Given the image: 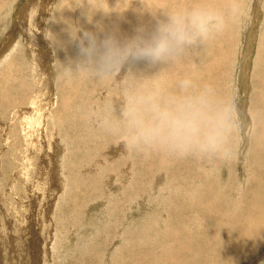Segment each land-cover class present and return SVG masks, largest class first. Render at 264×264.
<instances>
[{
    "label": "rangeland",
    "instance_id": "rangeland-1",
    "mask_svg": "<svg viewBox=\"0 0 264 264\" xmlns=\"http://www.w3.org/2000/svg\"><path fill=\"white\" fill-rule=\"evenodd\" d=\"M1 1H0V5L3 3L4 6L3 4L0 6V38H1L0 39V52L3 55L4 54L5 55L2 56V54L0 53L1 54L0 55V59H1L0 60V89L1 88L3 89V91L2 89L0 90V154H1L0 155V207H1L0 208V264H125V263L127 264L128 261L130 264H135L137 261L138 262L136 264H142V263L145 264L144 262H146V264H156L157 260L158 262L161 261L159 262V264L161 263L162 264L164 263L165 264L167 263L168 264H182V263L183 264H186V263L187 264H200V261H202L201 264H224V263L225 264H232V263L233 264H240V263L242 264L244 263L245 264H253V263L254 264H264V202H263L264 201V139H263L264 138V135H263L264 134V123H263L264 122V119H263L264 118V111H263L264 110V92H263L264 84H262L264 83V79L262 78L264 77V72H263L264 70V47H263L264 46V34H262L264 33V21H263L264 19V0H253V1L243 0L244 2L241 0L242 3L240 2V0H237L240 3V5L238 4L237 1L234 0V2L236 3V4L234 3L236 7V11L237 10L238 11L237 12L235 11L236 13H234L230 17V19L228 20L230 24L229 23L227 24V27L225 28V30L221 34L214 36L212 40H210L212 45L209 44L210 43L209 41L207 46L203 47L204 51L202 50V48L196 49V51H194L195 53L192 52L190 53V55H187V57H184L185 60L183 58V61L181 59L178 61V63L176 62L175 64H171L172 66L171 65L164 66L161 70L159 67H156L152 69L154 71H149L145 62H141L133 66V70L135 69L134 71H137V72H141L144 66V69L146 71L143 69V72L145 71L146 73L148 70V74L150 73L149 75L154 74L153 72L155 71L157 72L158 70H160L155 75V77L150 76L151 78H153L151 79V81H149L150 77H146V79L149 78V80H146L148 83L145 82V80L144 81L142 80V79H145V77L140 78L142 80L141 82L143 83L145 82L146 85H150V83L153 80L159 83V85H160V82L162 85V82L165 83L166 81V83L165 84L163 83L162 86H165L167 83L168 84L166 86H168L170 83V86L167 87L168 90H172V89L175 90L177 82L180 79L190 76V78H192L195 81V83L197 82L196 84H199V85L206 84L207 85L209 83V85L212 87L215 85L213 88H215L216 93L218 92L220 94L219 95L217 93V95L220 98L231 99L233 102L236 101L234 104H235V108L237 110V114L239 117V123L242 128L240 127V132L235 141V145L237 144L238 146L236 147H239L241 150L239 148H236L237 154L235 157L237 161H235V158H234V160L231 162L232 164L230 163L228 166H224L221 163H216V165L214 163L212 166V164H209L207 161H204V160H197L195 158L190 159V160L188 159L192 157H188V158L172 157L171 158V157L160 156L159 154H152L151 156L145 157L143 155L136 154L135 152H132L129 154V152L125 151L123 144H118L114 142L113 137L109 135L107 136V134L97 129L91 123L90 119H88L90 112H93V110L94 109L96 110L97 108H103V106L107 104L108 102L109 103L114 102L113 104L117 102L116 105H118V100L115 101L116 100L115 96L117 98L118 96L117 94L121 90L119 89L121 88L120 87L121 83L119 79L113 78L112 82L116 80V82L118 83V84L117 83L115 84V82L112 83L111 80L109 79L105 81H100L94 78L92 79V77L85 75L86 73H84L83 71L81 72L82 74L78 73L79 75L77 73H74V74L71 73L72 76L71 74L67 76L63 74V71L61 67L59 66L61 65L60 63L62 62L67 63L69 59H75L77 56V49L74 45L69 44V43L65 44V47H64L65 50H63L64 48L60 47L59 45L54 47L51 41L47 38V32L49 30L51 31L53 30L52 32L56 34L58 40L62 39L60 41L64 43L67 42L68 40L67 34L64 31L65 26L63 24H60L62 22L55 23V22H52L51 20L52 15H54L55 13L57 14L56 12L57 10L59 13L66 9L63 13L66 17H69L73 20V22L75 23L77 22L78 24L84 26L85 29H89V30L93 29L91 31L99 30L97 28V23H96L98 21H100L98 23L100 25H103V27L105 28L104 31L106 30L109 31L113 29L111 30V32L113 31L115 32V30L117 32L119 26L121 25L120 26L121 28H119L116 34L118 36L119 34H121V36L119 37L123 39L125 37H131L132 35H134L135 29L139 25L145 24L144 26L150 29L151 27L149 26H152L154 25L153 23H155V21H153V18H151V15L149 13H145L141 16L140 13H138L137 11H136L137 13L135 12V8L139 7L138 4L134 5L133 8L126 11L123 15H120L118 13L116 15V17L119 16L118 18H115L114 16L116 12H113L112 14L107 15V16H105L102 12H98L96 16L94 17V20H95L94 23L89 24L86 18L82 16V9H80L79 11L80 13L78 12L79 8L76 9L75 12L74 11L72 12V10L69 11L70 13L68 12L67 7L68 8L69 6L75 7L74 0H64V2L63 0H5V1L1 0ZM113 1L115 2L119 1L120 4H118L117 2L115 4ZM144 1L145 3H144L143 10L152 11L153 13L159 12L160 10H168V9L179 7V6L191 7L195 5L196 3L200 5L201 4L205 5L202 2V0H161V1L160 0H147V1L144 0ZM56 2H59V3H56ZM111 2L110 0H104V1L98 0V2L97 0H92L93 6L95 4L94 7H103L105 9L113 8L112 10H119V9L122 10V8L123 10H125L129 7H132L134 0H111ZM245 2H247V4ZM67 3H70L71 5H68ZM117 4L120 6H118ZM223 4L224 5L217 6V7L214 5L212 6L213 8L219 11L225 10L226 12L228 8L229 0L223 1ZM243 4H245V6ZM112 5L114 6L112 7ZM116 5L118 7H116ZM166 5L167 6L169 5V6L167 7ZM246 5L247 6L249 5V6L247 7ZM63 6L64 8H62ZM251 6L253 7V9ZM147 14L149 17H147ZM243 14H245L244 15L245 17L243 16ZM20 16L22 17L20 18ZM257 16H258V19H257ZM250 17L252 18L250 19ZM98 18H100V20H98ZM130 18H132L134 23H132V20ZM133 18H136L138 20L134 21ZM128 19H130L131 22ZM139 19L141 21H139ZM123 20H126V21H123ZM147 20L150 21L149 24ZM119 21H122V22H119ZM145 21L147 23H144ZM81 22L86 23V24L83 25ZM118 22L121 24L119 25ZM233 22H235L236 24H234ZM253 22H254V25H253ZM54 24L55 25L57 24L59 26L56 25L57 26L56 27ZM233 25L235 29L233 28ZM112 26L113 27L115 26V28H113ZM122 26H124L125 28H123ZM94 28H97V29H94ZM243 28L245 29L243 30ZM12 29L14 31H12ZM120 29H124V30L126 29V30L124 32V30L120 31ZM57 31L59 34L57 33ZM127 31L128 32L130 31L129 32L130 34L126 35L128 33ZM230 31L231 33L228 35ZM102 33H100L101 38L104 35V33L103 34ZM241 33L243 37H241ZM252 35L254 38L252 37ZM226 37L234 39L233 49L235 51H234L233 57H232L233 52L232 50H230L232 48H230L227 42L224 41L225 40L224 38ZM222 40L224 41V44L223 42L221 44L220 41ZM238 41H240L239 43L242 45H238L237 47ZM216 44L217 46L215 48L214 45ZM248 44L249 46L247 47ZM3 46H5L6 49L5 48L1 49V47ZM224 46L225 47L227 46V47L225 48ZM252 46L253 48H251ZM213 47L215 48L213 51L215 53L217 52L219 56L217 54H214L213 51L211 54V51L209 49L210 48L213 49ZM228 47H229V50H228ZM245 48L249 49L247 50L248 52L246 54L247 57H244V54L246 53ZM223 50L225 51L224 52L225 55L223 53ZM49 53H52V56ZM202 54H204V56ZM248 54L251 55L249 56V59L251 58L250 59L251 61L248 59ZM259 54H262V55H259ZM31 55L32 57H30ZM28 56L30 57V59L28 58ZM214 57H219L221 62L220 61L212 62L213 60L210 58L214 59ZM206 60H208L209 63H207ZM223 60L226 62L228 61V62L224 64L225 62H223ZM195 61L197 62L195 63ZM31 62L32 64H30ZM198 62L199 63L201 62L200 63L201 68H200V65L198 66L199 64ZM184 63L186 64V66H184L185 65ZM214 63L216 64V67ZM245 63L248 65H245ZM256 63H258V65ZM11 64L12 66H10ZM140 64L142 65L140 66ZM178 64L179 66H182L183 69L181 67L179 68ZM193 64H195V66ZM239 64H241L240 67H239ZM260 64L262 65V67ZM4 66H7V68L5 67L6 68L5 69ZM8 66H10V68ZM16 66L17 68H15ZM20 66L23 67V69ZM221 66H223L224 69L221 68ZM137 67L141 71H138ZM171 67H173L175 70H173V68L170 69ZM247 67L249 68L247 69ZM259 67H261L262 69ZM10 69H12V71ZM246 69L249 70L250 72L247 71ZM23 70L26 73L23 72ZM207 70L208 72H206ZM244 70H246V74H244L245 73ZM174 71L175 73H173ZM191 72L194 74H192ZM167 73L169 74L167 75ZM182 73L184 74L182 75ZM178 74L179 76H177ZM197 75H199L200 77ZM258 75L260 76L258 77ZM14 76L15 77L18 76V77L15 78ZM158 76L159 78L163 76L161 78L162 80L159 79ZM166 76H167V80L163 79ZM70 77L72 79V82L70 81L71 80ZM154 78L157 80H155ZM173 78L176 79L174 81L175 83L173 82L174 80ZM210 78H211V81H209ZM245 78L246 79L248 78V79L246 80ZM19 79H22V81ZM81 79L83 80V82ZM219 79L223 82L221 83V81H218ZM64 80L65 81L69 80L68 82L70 83H67V81L65 83ZM11 81H13L14 83ZM107 81H109L108 86H106L107 88H105V85H107L106 84ZM251 81L253 82V84ZM7 82H10V83H7ZM103 82L105 83V85L103 84ZM72 84L73 85L75 84V85L73 86ZM68 85L70 86V88ZM78 85L81 88L83 87L82 89H85V90L81 91L82 89ZM97 86H100L102 89L98 87L99 89L97 90ZM115 86L116 87L118 86L117 89H119V91H116L117 89L115 88ZM10 87L12 91H10L11 89H8ZM79 88H80L81 94L78 92ZM103 88L107 89V91L106 90L104 91ZM110 88H113V89H110ZM4 89H5V92H4ZM67 89H69V92L67 91ZM75 89H77L78 91H76ZM243 89H244V93H243ZM247 90L249 91L247 92ZM252 90H254V92H252ZM16 91H19V92L16 93ZM12 93L15 95L13 96ZM5 94L7 96L9 95L8 98L10 99L11 102L9 101L7 97L4 96ZM111 94H115V95H111ZM19 95H21V97ZM1 96L5 97L6 99ZM16 96H18L19 98ZM109 96L110 97L113 96L114 98L113 97L110 98ZM2 99H4V101ZM7 99L10 103L7 101ZM13 99H17V100L15 101ZM21 99L22 100L24 99L25 101L24 100L21 101ZM86 99L89 101V103ZM91 101H94V103ZM72 102L74 104H71ZM102 102H103V105H102ZM99 103H101V105ZM61 104L62 106H60ZM88 104L90 105L88 106ZM94 104L95 105L97 104V106H95ZM84 108H86V110ZM248 108L250 109L251 113ZM59 109L62 112H60ZM243 111L244 112L246 111L247 113L246 112L243 113ZM85 114L88 117L84 116ZM254 115L258 118H256ZM73 116H74V119L72 120ZM85 117L87 119H85ZM245 117L247 118L245 119ZM62 119L64 120L62 121ZM248 121L250 124L248 123ZM88 123H90L91 126H89ZM75 124H76V127L74 128ZM249 125L250 127H248ZM254 131H256V133ZM94 133H95V136H93ZM100 133H101V137H100ZM245 134H247L248 136ZM259 137L261 139H259ZM238 138L240 139V141ZM99 139L101 141H99ZM259 142L263 146L260 145L259 147ZM95 143L97 144L95 145ZM103 143L105 144L104 146H103ZM256 144L258 146H256ZM105 147L108 149H106ZM237 149L239 150V153ZM73 155L74 157H72ZM134 156H136V158ZM238 156L240 157L241 160L239 159ZM160 157H163L164 159L163 158L161 159ZM127 158L130 160H128ZM137 158H140L141 160ZM251 158L254 161H252ZM153 159H154V162H153ZM194 159L196 163L193 162ZM159 160H160L159 163L161 164L158 163ZM165 160L167 161V163ZM169 160L171 161L169 162ZM239 160H240V163H239ZM129 163H131L132 167H128L130 166ZM167 164L171 167L169 168ZM218 164L220 168L218 167ZM114 165L116 166V168H114L115 167ZM192 165H194L195 170L193 169ZM208 165H210V168ZM214 165L216 166V169L214 168L215 167ZM185 166H188V167H185ZM190 167L192 168V170ZM206 167H208L207 171H206ZM127 168L130 170V173H131V174L129 173L130 175L127 174L129 172ZM161 168H164V169H161ZM221 168L222 170H220ZM246 168H248L249 170ZM121 169L123 170V172H121ZM124 169H126V172L124 171ZM209 169L211 170V172L209 171ZM234 169L236 170L234 171ZM157 170L160 172H158ZM183 170L185 173L183 172ZM204 170L206 173L204 172ZM162 171L163 173H166L165 174L166 179L164 178L165 176H163L164 174L162 173ZM186 171L188 172V174ZM199 171H202V172H199ZM237 171H239L240 173ZM203 172L208 176V178L207 176H205ZM219 172L220 173L224 172L223 174L225 175H222ZM248 173H250L251 175ZM104 174H107L106 177L104 176ZM210 174H213L212 178L209 177L211 176ZM128 175L130 177H127ZM120 176H122V178ZM125 176L127 177V179ZM182 176L184 177L186 176V180ZM197 176H199L198 177L199 179L201 178L200 181L199 179H197ZM107 177L111 180H108ZM151 177L152 179H150ZM173 177H175V179L178 181L174 180ZM192 177L193 178L195 177V178L193 179ZM205 177L207 178V180H205L206 179ZM106 178L108 182H106ZM213 178H214L213 180L214 183L212 181ZM115 179L122 181L120 182L121 184H119L118 183L119 181L117 180L114 181ZM86 180L88 182L84 183ZM95 180L97 181L94 184L93 181ZM239 180L240 181L243 180V185L241 184L242 181L239 182ZM245 180L247 181L248 184L246 183ZM111 181H113V184H109V183H112ZM126 181H128L129 183ZM223 181L224 182L227 181L226 182L227 186H226V183L224 184ZM125 182L127 184H125ZM181 183L185 185H181ZM54 184L57 185V187ZM128 184H131V185H128ZM156 184L157 185L159 184V186H157ZM210 184H213V185H210ZM87 185L89 186L92 185L91 186L92 188L88 187ZM109 185H112L111 186L112 188H109L110 187ZM205 185L206 187L204 188ZM220 185L222 187L221 189H220ZM224 185L226 186V188H224L225 187ZM107 186L109 189L107 188ZM113 186L114 187L117 186V188L116 187L114 188ZM199 186L200 187L202 186L201 188H203L206 191L200 190V188H198ZM210 186H212V189L210 188ZM114 189L116 190L114 191ZM177 189L179 191L176 192ZM148 190L150 191V193L153 192L151 194L152 197L150 196V193H147ZM128 191L130 192V194L128 193ZM250 191L252 194L250 193ZM178 193H180L181 195ZM132 194L134 195V197L133 196L130 197V195ZM140 195H147L149 198L146 196L141 197ZM209 195L213 196L214 199L211 196L209 197ZM143 197L146 199H144ZM191 198L193 201L191 200ZM253 198L255 199L254 200L255 203H253ZM121 199H122V202H120ZM142 199L144 201H142ZM207 199H209L208 201L210 202H208ZM127 201H129L130 205L127 203ZM191 201L194 203V206ZM246 201L248 202V204L246 203ZM103 202L104 203L106 202V203L104 204ZM256 203L260 205H257ZM94 204L96 206H94ZM100 204L101 205L103 204V205L101 206ZM117 204L120 205V207ZM128 205L131 207V209ZM195 206L198 209H196ZM121 208L123 209L121 210ZM260 208L263 209V211ZM204 209L206 210V212ZM105 210L106 212H104ZM118 210H120L121 212L123 211V212L121 213ZM131 210L132 212H130ZM197 210H198V213H197ZM95 211H98V212L95 213ZM128 211L130 213H128ZM120 213L122 216H120ZM123 217L125 218L126 221L123 220ZM195 219L196 220L198 219V220L196 221ZM117 221L119 223L118 225H117ZM165 228L167 231L165 230ZM179 230L181 232V235L180 233H176V232H179ZM137 233H139V235ZM146 235L149 237H146ZM121 236H122V239L120 238ZM139 238L143 240H140ZM126 239H127V242H126ZM130 240H134L135 242L130 241ZM112 241H114V243L111 244ZM169 241H171L170 244H169ZM141 245L142 247H140ZM105 250L108 252L110 251V255L109 253L106 254L107 252ZM159 250L161 251V253ZM104 252L106 253L104 254ZM205 254L206 256L204 257ZM162 255H163V258L165 257L164 259L162 258ZM109 256L111 257L110 260L112 261L109 260ZM120 256L122 257L125 256V257H123L122 259V257ZM126 256H129V258ZM219 257L220 258L222 257L221 259L223 261ZM127 258L129 260L125 261ZM139 258H141L140 263H139ZM155 259L157 260L154 261ZM228 259L230 260L228 261ZM134 260L136 262H134ZM151 260H153L154 262L150 263ZM208 261H211V262H208Z\"/></svg>",
    "mask_w": 264,
    "mask_h": 264
},
{
    "label": "clouds",
    "instance_id": "clouds-1",
    "mask_svg": "<svg viewBox=\"0 0 264 264\" xmlns=\"http://www.w3.org/2000/svg\"><path fill=\"white\" fill-rule=\"evenodd\" d=\"M74 3L75 7L67 10L82 9L89 24L94 23L98 12L105 16L113 12L123 15L137 4L135 11L141 15L149 13L155 21L150 29L140 25L134 35L121 39L115 32H104L98 23V31L85 29L64 16L66 9L52 15V22L65 25L67 43L77 49L75 59L61 63L65 76L83 71L100 81L118 78L121 83L118 105L107 103L97 108L90 114L91 123L113 137L114 142L123 144L129 153L192 157L228 166L235 158V141L240 132L234 102L220 98L210 85H197L190 77L180 79L175 90L158 83L142 85L140 78L155 76L164 66L203 48L221 34L236 11L234 0H229L226 12L196 4L153 13L143 10L144 0H134L133 6L125 10L94 7L92 0ZM47 38L54 47H65L51 30ZM141 62L160 70L151 75L134 71L133 66Z\"/></svg>",
    "mask_w": 264,
    "mask_h": 264
},
{
    "label": "bare ground",
    "instance_id": "bare-ground-1",
    "mask_svg": "<svg viewBox=\"0 0 264 264\" xmlns=\"http://www.w3.org/2000/svg\"><path fill=\"white\" fill-rule=\"evenodd\" d=\"M0 1H1V0H0ZM4 1H5V0H4ZM100 1H104V0H100ZM146 1H147V0H146ZM160 1H161V0H160ZM223 1H225V0H217V1H216V0H202V2H203L206 6H210V7H213L212 5H214V6H216V7H217V6H222V5H224V4H223ZM227 1H228V0H227ZM235 1H237V0H235ZM242 1H243V0H242ZM242 1L240 0L241 3H242ZM250 1H253V0H250ZM1 2H2V1H1ZM63 2H64V0H63ZM97 2H98V0H97ZM106 2H108V1H106ZM110 2H111V0H110ZM113 2L116 4L117 1H116V2L113 1ZM169 2H170V1H169ZM197 2H198V1H197ZM237 2H238V1H237ZM243 2H244V1H243ZM56 3H59V2H56ZM70 3H71V2H70ZM70 3H67V4H68V5H71ZM99 3H100V2H99ZM117 3L120 4L119 1H118ZM144 3H145V1H144ZM185 3H186V1H185ZM192 3H193V2H192ZM200 3H201V1H200ZM224 3H225V2H224ZM234 3H235V2H234ZM245 3L247 4V2H245ZM2 4H3V3H2ZM2 4H1V5H2ZM60 4H61V2H60ZM63 4H64V3H63ZM67 4H66V5H67ZM100 4H101V3H100ZM106 4H107V3H106ZM111 4H112V2H111ZM118 4H117V5H118ZM166 4H167V3H166ZM194 4H195V3H194ZM196 4H197V3H196ZM196 4H195V5H196ZM235 4H236V3H235ZM238 4L240 5L239 2H238ZM238 4H237V5H238ZM257 4H258V3H257ZM1 5H0V6H1ZM109 5H110V4H109ZM117 5H116V7L120 6V5H118V6H117ZM124 5H125V4H124ZM124 5H122V6H124ZM147 5H148V4H147ZM190 5H191V4H190ZM201 5H202V4H201ZM243 5L245 6V4H243ZM3 6H4V4H3ZM41 6H42V5H41ZM58 6H59V5H58ZM72 6H73V5H72ZM74 6H75V5H74ZM94 6H95V4H94ZM101 6H102V5H101ZM110 6H111V5H110ZM113 6H114V5H112V7H113ZM131 6H132V5H131ZM166 6H167V5H166ZM168 6H169V5H168ZM168 6H167V7H168ZM178 6H179V5H178ZM187 6H188V4H187ZM246 6H247V5H246ZM248 6H249V5H248ZM248 6H247V7H248ZM44 7H45V6H44ZM55 7H56V6H55ZM59 7H60V6H59ZM59 7H58V8H59ZM69 7H70V6H69ZM112 7H111V8H112ZM147 7H149V6H147ZM150 7H151V6H150ZM251 7H252V6H251ZM258 7H259V6H258ZM62 8H64V6H63ZM67 8H68V7H67ZM224 8H225V7H224ZM60 9H61V8H60ZM109 9H110V8H109ZM112 9H113V8H112ZM112 9H110V10H112ZM237 9H238V8H237ZM239 9H240V8H239ZM246 9H247V8H246ZM252 9H253V7H252ZM119 10H120V9H119ZM122 10H123V8H122ZM148 10H149V8H148ZM250 10H251V9H250ZM250 10H249V11H250ZM55 11H56V10H55ZM69 11H70V10H68V12H69ZM79 11H80V9H78V12H79ZM220 11H221V10H220ZM237 11H238V10H237ZM237 11H236V12H237ZM239 11H240V10H239ZM56 12H57V14L60 13V12L58 13V10H57ZM72 12H73V11H72ZM74 12H75V11H74ZM135 12H136V11H135ZM224 12H225V10H224ZM236 12H235V13H236ZM240 12H241V11H240ZM244 12H245V11H244ZM69 13H70V12H69ZM79 13H80V12H79ZM136 13H137V12H136ZM238 13H239V12H238ZM245 13H246V12H245ZM55 14H56V13H55ZM65 14H66V13H65ZM73 14H74V13H73ZM75 14H76V13H75ZM117 14H118V13H116V14L114 15L115 18H118V17H119V16L116 17ZM246 14H247V13H246ZM259 14H260V13H259ZM19 15H20V14H19ZM22 15H23V14H22ZM41 15H42V14H41ZM71 15H72V13H71ZM129 15H131V14H129ZM135 15H136V14H135ZM135 15H134V17H135ZM244 15H245V14H243V16H244ZM257 15H258V14H257ZM64 16H65V15H64ZM141 16H142V15H141ZM234 16H235V15H234ZM243 16H242V18H243ZM249 16H250V15H249ZM255 16H256V15H255ZM255 16H254V17H255ZM21 17H22V16H20V18H21ZM112 17H113V16H112ZM144 17H145V16H144ZM147 17H149L148 14H147ZM236 17H237V16H236ZM244 17H245V16H244ZM252 17H253V16H252ZM252 17H250V19H251ZM261 17H262V16H261ZM101 18H102V17H101ZM113 18H114V17H113ZM113 18H111V19H113ZM128 18H129V17H128ZM138 18H139V17H138ZM151 18H152V17H151ZM242 18H241V19H242ZM108 19H109V18H108ZM123 19H124V18H123ZM130 19L132 20V18H130ZM130 19H128V20L131 22ZM133 19H134V21H135V20H138V19H136V18H133ZM239 19H240V18H239ZM244 19H245V18H244ZM257 19H258V16H257ZM98 20H100V18H98ZM116 20H118V19H116ZM145 20H146V19H145ZM74 21H75V20H74ZM81 21H82V20H81ZM94 21H95V20H94ZM123 21H126V20H123ZM139 21H141V20L139 19ZM143 21H144V19H143ZM147 21H148V20H147ZM153 21H154V20H153ZM153 21H152V22H153ZM254 21H255V20H254ZM263 21H264V19H263ZM98 22H100V21H98ZM98 22H96V23H98ZM119 22H122V21H119ZM119 22H118V23H119ZM136 22H137V21H136ZM149 22H150V21H148V24H149ZM152 22H151V23H152ZM250 22H251V21H250ZM257 22H258V21H257ZM76 23H77V22H76ZM81 23H82V22H81ZM96 23H95V24H96ZM114 23H115V21H114ZM116 23H117V22H116ZM126 23H127V22H126ZM132 23H134L133 20H132ZM144 23H147V22L145 21ZM151 23H150V25H151ZM228 23H229V21H228ZM233 23L236 24L235 22H233ZM237 23H238V22H237ZM242 23H244V22H242ZM60 24H63V23H60ZM82 24L85 25L86 23H82ZM98 24H99V23H98ZM111 24H112V23H111ZM120 24H121V23H119V25H120ZM122 24H123V23H122ZM127 24H128V23H127ZM148 24H147V25H148ZM153 24H154V23H153ZM229 24H230V23H229ZM15 25H16V24H15ZM54 25H55V24H54ZM56 25H57V24H56ZM56 25H55V26H56ZM63 25H64V24H63ZM109 25H110V24H109ZM109 25H108V26H109ZM113 25H114V24H113ZM116 25H117V24H116ZM116 25H115V26H116ZM128 25H129V24H128ZM144 25H145V24H144ZM253 25H254V22H253ZM253 25H251V26H253ZM57 26H59V25H57ZM57 26H56V27H57ZM64 26H65V25H64ZM93 26H94V25H93ZM115 26H114V27L112 26V27L115 28ZM120 26H121V25H120ZM120 26H119V28H121ZM125 26H127V25H125ZM139 26H140V25H139ZM148 26H149V25H148ZM152 26H153V25H152ZM152 26H149V27H152ZM56 27H54V28H56ZM83 27H84V26H83ZM94 27H95V26H94ZM112 27H111V28H112ZM122 27L125 28L124 26H122ZM52 28H53V27H52ZM84 28H85V27H84ZM87 28H88V27H87ZM111 28H110V29H111ZM116 28H117V27H116ZM119 28H118V30H119ZM233 28L235 29L234 25H233ZM252 28H253V27H252ZM94 29H97V28H94ZM107 29H108V27H107ZM241 29H242V28H241ZM244 29H245V28H243V30H244ZM253 29H254V28H253ZM17 30H18V29H17ZM55 30H56V29H55ZM91 30H93V29H91ZM104 30H105V28H104ZM111 30H113V29H111ZM111 30H109V31L111 32ZM118 30H117V32H118ZM121 30H124V29H120V31H121ZM125 30H126V29H125ZM125 30H124V32H125ZM127 30H128V29H127ZM227 30H229V29H227ZM227 30H226V31H227ZM262 30H263V29H262ZM12 31H14V30L12 29ZM52 31H53V30H52ZM94 31H98V30H94ZM106 31H108V30H106ZM106 31H104V32H106ZM109 31H108V32H109ZM120 31H119V32H120ZM232 31H233V30H232ZM238 31H239V30H238ZM113 32H114V31H113ZM117 32H116V30H115V33H117ZM127 32H128V31H127ZM127 32H126V33H127ZM129 32H130V31H129ZM129 32H128L127 34H126V33H125V34L128 35V34H130ZM241 32H242V31H241ZM251 32H252V31H251ZM254 32H255V31H254ZM57 33H58V31H57ZM120 33H121V32H120ZM230 33H231V31L228 33V35H229ZM237 33H238V32H237ZM239 33H240V32H239ZM12 34H13V33H12ZM12 34H11V35H12ZM14 34H15V33H14ZM58 34H59V33H58ZM102 34H103V33H102ZM118 34H119V33H118ZM132 34H133V33H132ZM134 34H135V33H134ZM233 34H234V33H233ZM253 34H254V33H253ZM262 34H264V33H262ZM60 35H61V34H60ZM228 35H226V36H228ZM254 35H255V34H254ZM12 36H13V35H12ZM119 36H121V34H119ZM221 36H222V35H221ZM231 36H232V35H231ZM231 36H230V37H231ZM245 36H246V34H245ZM250 36H251V35H250ZM3 37H4V36H3ZM9 37H10V36H9ZM241 37H243L242 33H241ZM252 37H253V35H252ZM60 38H61V37H60ZM217 38H218V37H217ZM233 38H234V37H233ZM253 38H254V37H253ZM253 38H252V39H253ZM0 39H1V38H0ZM4 39H5V38H4ZM64 39H65V38H64ZM224 39H225L224 41L227 42L228 46H229L230 48H232V49H230V50H232L233 53H232L231 51H230V52L232 53V57H233V56H234V51H235V50L233 49V45H234V44H233V40H234V39H231V38H229V37H226V38H224ZM240 39H241V38H240ZM60 40H62V39H60ZM65 40H66V39H65ZM211 40H212V39H211ZM215 40H216V39H215ZM262 40H263V39H262ZM3 41H4V40H3ZM224 41H223V40L220 41L221 44H222V42H223V44H224ZM251 41H252V40H251ZM212 42H213V41H212ZM215 42H216V41H215ZM226 42H225V43H226ZM239 42H240V41H238V44L236 43V44H237V47H238V45H242V44H240ZM260 42H261V41H260ZM217 43H218V42H217ZM9 44H10V43H9ZM42 44H43V43H42ZM64 44H67V42H65ZM209 44H211V41H210ZM219 44H220V43H219ZM227 44H226V45H227ZM10 45H11V44H10ZM211 45H212V44H211ZM57 46H58V45H57ZM66 46H67V45H66ZM206 46H207V45H206ZM214 46H215V48H216L217 44L214 45ZM218 46H219V45H218ZM220 46H222V45H220ZM248 46H249V44L247 45V47H248ZM256 46H257V45H256ZM224 47H225V46H224ZM226 47H227V46H226ZM226 47H225V48H226ZM229 47H228V50H229ZM260 47H261V46H260ZM263 47H264V46H263ZM2 48H5V46L1 47V49H2ZM11 48H12V47H11ZM25 48H26V47H25ZM63 48H64V47H63ZM66 48H67V47H66ZM208 48H209V47H208ZM215 48L213 47V49H211V48L209 49V50L211 51V54H212V51H213ZM249 48H250V47H249ZM251 48H253V46H252ZM5 49H6V48H5ZM9 49H10V48H9ZM31 49H32V48H31ZM59 49H60V48H59ZM74 49H75V48H74ZM198 49H199V48H198ZM218 49H219V48H218ZM218 49H217V50H218ZM238 49H239V48H238ZM245 49H246V48H245ZM63 50H65V48H64ZM202 50L204 51L203 48H202ZM224 50H225V49H224ZM224 50H223V53L225 52ZM247 50H249V49H246V53L244 54V57H247V56H246V54L248 53ZM250 50H251V49H250ZM3 51H4V50H3ZM29 51H30V50H29ZM195 51H196V50H195ZM215 51H216V50H215ZM220 51H222V50H220ZM243 51H244V50H243ZM259 51H260V50H259ZM4 52H5V51H4ZM213 52H214V51H213ZM262 52H263V51H262ZM0 53H1V52H0ZM36 53H37V52H36ZM70 53H71V52H70ZM194 53H195V52H194ZM220 53H221V52H220ZM228 53H229V51H228ZM240 53H241V52H240ZM260 53H261V52H260ZM1 54H2V53H1ZM1 54H0V55H1ZM49 54H51V56H52V53H49ZM214 54H217V52H216V53L214 52ZM221 54H222V53H221ZM4 55H5V54H4ZM4 55L2 54V56H4ZM189 55H190V54H189ZM191 55H192V54H191ZM202 55L204 56V54H202ZM206 55H207V54H206ZM217 55H218V54H217ZM217 55H215V56H217ZM224 55H225V53H224ZM227 55H228V54H227ZM230 55H231V54H230ZM259 55H262V54H259ZM35 56H36V55H35ZM71 56H72V55H71ZM71 56H70V57H71ZM197 56H199V55H197ZM203 56H202V57H203ZM218 56H219V55H218ZM221 56H222V55H221ZM249 56H251V55L248 54V59H249ZM30 57H32V55H31ZM30 57L28 56L29 59H30ZM186 57H187V56H186ZM1 58H2V57H1ZM228 58H229V57H228ZM21 59H22V58H21ZM65 59H66V58H65ZM210 59L213 60L212 62H218V61L221 62V60L219 59V57H214V59H213V58H210ZM210 59H209V60H210ZM242 59H243V58H242ZM244 59H245V58H244ZM250 59H251V58H250ZM250 59H249V60H250ZM261 59H262V58H261ZM0 60H1V59H0ZM23 60H24V59H23ZM49 60H50V59H49ZM184 60H185V58H184ZM200 60H201V59H200ZM240 60H241V58H240ZM262 60H263V59H262ZM182 61H183V58H182ZM197 61H198V60H197ZM197 61H195V63H196ZM206 61H207V63H209L208 60H206ZM229 61H230V60H229ZM250 61H251V60H250ZM48 62H50V61H48ZM223 62H225L224 64H226L228 61L226 62V61L223 60ZM10 63H11V62H10ZM20 63H21V62H20ZM20 63H19V64H20ZM177 63H178V62H177ZM192 63H194V62H192ZM198 63H199V62H198ZM200 63H201V62H200ZM200 63L198 64V66L200 65ZM210 63H211V61H210ZM242 63H243V62H242ZM246 63H247V62H246ZM246 63H245V65H248V64H246ZM6 64H7V63H6ZM30 64H32V62H31ZM44 64H45V63H44ZM60 64H61V63H60ZM174 64H175V63H174ZM184 64H185V63H184ZM214 64H215V63H214ZM222 64H223V63H222ZM222 64H221V65H222ZM243 64H244V63H243ZM256 64L258 65V63H256ZM20 65H21V64H20ZM141 65H142V64H140V66H141ZM182 65H183V63H182ZM193 65L195 66V64H193ZM212 65H213V64H212ZM240 65H241V64H239V67H240ZM257 65H256V66H257ZM260 65H261V64H260ZM10 66H12V64H11ZM10 66H8V67L10 68ZM21 66H22V65H21ZM21 66H20V67H21ZM25 66H26V65H25ZM59 66L61 67V65H59ZM134 66H135V65H134ZM138 66H139V65H138ZM171 66H172V65H171ZM173 66H174V65H173ZM178 66H179V64H178ZM184 66H186V64H185ZM225 66H226V65H225ZM1 67H2V66H1ZM5 67L7 68V66H4V68H5ZM29 67H30V66H29ZM36 67H38V66H36ZM174 67H175V66H174ZM180 67L182 68V66H179V68H180ZM211 67H212V66H211ZM211 67H210V68H211ZM215 67H216V64H215ZM215 67H214V69H215ZM218 67H219V66H218ZM261 67H262V65H261ZM261 67H259V68H261ZM6 68H5V69H6ZM15 68H17V66H16ZM21 68L23 69V67H21ZM141 68H142V67H141ZM168 68H169V67H168ZM172 68H173V67H171L170 69H172ZM175 68H176V67H175ZM190 68H191V67H190ZM200 68H201V65H200ZM200 68H199V69H200ZM203 68H204V67H203ZM212 68H213V67H212ZM212 68H211V69H212ZM221 68H223V66H221ZM248 68H249V67H247V69H248ZM19 69H20V68H19ZM35 69H36V68H35ZM39 69H40V68H39ZM137 69H138V67H137ZM143 69H144V66H143V68H142V71L139 70V69H138V71L143 72ZM150 69H151V70H150ZM152 69H153V68H148L149 71H154V70H152ZM182 69H183V68H182ZM185 69H186V67H185ZM205 69H206V68H205ZM208 69H209V67H208ZM223 69H224V68H223ZM239 69H240V68H239ZM243 69H245V68H243ZM247 69H246V70H247ZM261 69H262V68H261ZM10 70L12 71V69H10ZM134 70H135V69H134ZM144 70H145V69H144ZM148 70H147V72H146L147 74H148ZM173 70H175V69L173 68ZM176 70H177V69H176ZM228 70H229V69H228ZM246 70H244V71H245L244 74H246ZM145 71H146V70H145ZM145 71H144V72H145ZM158 71H159V70H158ZM177 71H178V70H177ZM187 71H188V69H187ZM191 71H192V70H191ZM213 71H214V70H213ZM229 71H230V70H229ZM247 71H249V70H247ZM19 72H20V71H19ZM23 72H25V71L23 70ZM27 72H28V71H27ZM38 72H39V71H38ZM61 72H62V71H61ZM136 72H137V71H136ZM155 72H156V71H155ZM155 72H153V73H155ZM170 72H172V71H170ZM178 72H179V71H178ZM180 72H181V71H180ZM193 72H194V71H193ZM201 72H202V71H201ZM206 72H208V70H207ZM210 72H211V71H210ZM210 72H209V73H210ZM214 72H215V71H214ZM222 72H223V71H222ZM249 72H250V71H249ZM249 72H248V73H249ZM263 72H264V70H263ZM25 73H26V72H25ZM173 73H175V71H174ZM188 73H189V72H188ZM191 73H192V72H191ZM191 73H190V75H191ZM203 73H204V71H203ZM216 73H217V72H216ZM21 74H22V73H21ZM23 74H24V73H23ZM27 74H28V73H27ZM73 74H74V73H73ZM80 74H82V73H80ZM149 74H150V73H149ZM168 74H169V73H167V75H168ZM179 74H180V73H179ZM179 74H178L177 76H179ZM183 74H184V73H182V75H183ZM186 74H187V73H186ZM192 74H194V73H192ZM24 75H25V74H24ZM28 75H29V74H28ZM75 75H76V74H75ZM78 75H79V74H78ZM85 75H87V74H85ZM171 75H173V74H171ZM180 75H181V74H180ZM203 75H204V74H203ZM207 75H209V74H207ZM216 75H217V74H216ZM261 75H262V74H261ZM71 76H72V74H71ZM159 76H160V75H159ZM159 76H158V78H159ZM163 76H164V75H163ZM163 76H161V78H162ZM177 76H176V77H177ZM197 76H199V75H197ZM210 76H211V75H210ZM259 76H260V75H258V77H259ZM12 77H13V76H12ZM14 77H15V76H14ZM17 77H18V76H17ZM17 77H15V78H17ZM20 77H21V76H20ZM22 77H23V75H22ZM28 77H29V76H28ZM81 77H83V76H81ZM87 77H88V76H87ZM148 77H150V76H148ZM153 77H155V76H153ZM172 77H173V76H172ZM174 77H175V76H174ZM187 77H190V76H187ZM199 77H200V76H199ZM211 77H212V76H211ZM244 77H246V76H244ZM261 77H262V76H261ZM4 78H5V77H4ZM73 78H75V77H73ZM84 78H85V77H84ZM161 78H159V79H161ZM206 78H207V77H206ZM214 78H216V77H214ZM223 78H224V77H223ZM232 78H234V77H232ZM242 78H243V77H242ZM262 78L264 79V77H262ZM11 79H12V78H11ZM23 79H24V78H23ZM66 79H67V78H66ZM70 79H71V77H70ZM76 79H77V77H76ZM92 79H93V78H92ZM94 79H95V78H94ZM151 79H153V78L150 77V80H149V78L146 79V77H145V79H142V80H143V81L145 80V82H147L146 80L151 81ZM154 79H155V78H154ZM159 79H158V80H159ZM163 79H166V80H167V76L164 77ZM169 79H170V78H169ZM169 79H168V80H169ZM173 79H174V78H173ZM245 79H246V78H245ZM247 79H248V78H247ZM247 79H246V80H247ZM263 79H262V80H263ZM2 80H3V79H2ZM16 80H18V79H16ZM19 80L22 81V79H19ZM81 80H82V79H81ZM87 80H88V79H87ZM109 80H111V82H112V81H113V78H112V79H109ZM142 80H141V81H142ZM155 80H157V79H155ZM161 80H162V79H161ZM175 80H176V79H174L173 82H174ZM205 80H206V79H205ZM232 80H233V79H232ZM259 80H260V79H259ZM3 81H4V80H3ZM6 81H7V80H6ZM23 81H25V80H23ZM64 81H65V80H64ZM66 81H67V80H66ZM66 81H65V83H66ZM68 81H69V80H68ZM68 81H67V83H70V82H68ZM70 81L72 82V79H71ZM78 81H79V80H78ZM85 81H86V79H85ZM209 81H211V78H210ZM218 81H221V80L219 79ZM252 81H253V79H252ZM252 81H251V82H252ZM4 82H5V81H4ZM11 82H13V81H11ZM16 82H17V81H16ZM18 82H19V81H18ZM82 82H83V80H82ZM82 82H80V83H82ZM87 82H88V81H87ZM108 82H109V81H107V83H106L107 85H105V83L103 82V84L105 85V88H107L106 86H108ZM114 82H115V84L117 83L116 80H115ZM114 82H112V83H114ZM145 82H144V83H145ZM154 82H156V81L153 80L151 83H154ZM158 82H160V81H158ZM167 82H168V81H167ZM201 82H202V81H201ZM204 82H205V81H204ZM222 82H223V81H221V83H222ZM225 82H226V81H225ZM241 82H242V81H241ZM258 82H259V81H258ZM7 83H10V82H7ZM7 83H6V84H7ZM13 83H14V82H13ZM101 83H102V82H101ZM141 83H143V82H141ZM144 83H143L142 85H144ZM147 83H148V82H147ZM151 83H150V85H151ZM156 83H157V82H156ZM163 83H164V82H162V85H163ZM165 83H166V81H165ZM165 83H164V84H165ZM174 83H175V82H174ZM196 83H197V82H196ZM207 83H208V82H207ZM247 83H248V81H247ZM259 83H260V82H259ZM17 84H18V83H17ZM75 84H76V83H75ZM75 84H74V85H75ZM78 84H79V83H78ZM99 84H100V82H99ZM117 84H118V83H117ZM158 84H159V83H158ZM167 84H168V83H167ZM167 84H166V85H167ZM204 84H205V83H204ZM249 84H250V83H249ZM249 84H247V85H249ZM252 84H253V82H252ZM260 84H261V83H260ZM262 84H264V83H262ZM4 85H5V83H4ZM4 85H3V86H4ZM7 85H8V84H7ZM15 85H16V84H15ZM15 85H13V86H15ZM23 85H24V84H23ZM66 85H67V84H66ZM72 85H73V84H72ZM72 85H71V86H72ZM74 85H73V86H74ZM80 85H81V84H80ZM96 85H98V84H96ZM101 85H102V84H101ZM112 85H113V84H112ZM112 85H111V86H112ZM145 85H146V83H145ZM160 85H161V82H160ZM162 85H161V86H162ZM166 85H165V86H166ZM197 85H199V84H197ZM200 85H201V84H200ZM207 85H209V83H208ZM219 85H220V84H219ZM223 85H224V84H223ZM240 85H241V84H240ZM243 85H245V84H243ZM68 86H69V85H68ZM78 86H79V85H78ZM78 86H77V87H78ZM84 86H85V85H84ZM119 86H120V85H119ZM165 86H162V87L168 89L167 87L170 86V83H169L168 86H166V87H165ZM171 86H172V84H171ZM173 86H175V85H173ZM214 86H215V85H214ZM214 86H213V87H214ZM251 86H252V85H251ZM261 86H262V85H261ZM1 87H2V85H1ZM8 87H9V86H8ZM19 87H20V86H19ZM21 87H22V85H21ZM79 87H80V86H79ZM85 87H86V86H85ZM89 87H90V85H89ZM98 87L101 88L100 86H97V90L99 89ZM117 87H118V86H117ZM117 87L115 86L116 89H117ZM120 87H121V86H120ZM249 87H250V86H249ZM6 88H7V87H6ZM12 88H13V87H12ZM69 88H70V86H69ZM80 88H81V87H80ZM80 88H79V91H78L77 89H75V90L78 91V92L80 93ZM82 88H83V87H82ZM82 88H81V89H82ZM105 88H103L104 91H105V90L107 91V89H105ZM113 88H114V87H113ZM113 88H110V89H113ZM221 88H222V87H221ZM240 88H241V87H240ZM252 88H253V87H252ZM260 88H262V87H260ZM1 89H2V88H1ZM1 89H0V90H1ZM8 89H11V87L8 88ZM8 89H7V90H8ZM13 89H14V88H13ZM72 89H73V88H72ZM72 89H71V90H72ZM101 89H102V88H101ZM119 89H121V88H119ZM119 89H117L116 91H119ZM169 89H170V87H169ZM214 89H215V88H214ZM216 89H217V88H216ZM249 89H250V88H249ZM23 90H24V89H23ZM84 90H85V89H82L81 91H84ZM90 90H91V89H90ZM92 90H93V89H92ZM95 90H96V88H95ZM172 90H173V89H172ZM236 90H237V89H236ZM254 90H255V89H254ZM254 90H252V92H254ZM257 90H259V89H257ZM2 91H3V89H2ZM10 91H12V89H11ZM21 91H22V90H21ZM21 91H20V92H21ZM29 91H30V90H29ZM67 91L69 92V89H67ZM99 91H100V90H99ZM109 91H111V90H109ZM217 91H218V90H217ZM248 91H249V90H247V92H248ZM4 92H5V89H4ZM4 92H3V93H4ZM14 92H15V91H14ZM18 92H19V91H16V93H18ZM78 92H76V93H78ZM97 92H98V91H97ZM102 92H103V91H102ZM247 92H246V94H247ZM263 92H264V91H263ZM3 93H2V94H3ZM21 93H22V92H21ZM76 93H75V94H76ZM105 93H106V92H105ZM109 93H111V92H109ZM109 93H107V94H109ZM113 93H114V92H113ZM217 93H218V92H217ZM243 93H244V89H243ZM249 93H250V92H249ZM255 93H256V92H255ZM12 94H13V93H12ZM23 94H24V93H23ZM23 94H22V95H23ZM29 94H30V93H29ZM71 94H72V93H71ZM80 94H81V93H80ZM94 94H95V93H94ZM118 94H119V92H118ZM118 94H117V95H118ZM218 94H219V93H218ZM259 94H260V93H259ZM14 95H15V94H13V96H14ZM16 95H18V94H16ZM83 95H84V94H83ZM92 95H93V94H92ZM100 95H101V94H100ZM111 95H115V94H111ZM219 95H220V94H219ZM244 95H245V94H244ZM4 96L8 98L9 95L7 96V95L5 94ZM13 96H12V97H13ZM19 96L21 97V95H19ZM27 96H28V95H27ZM70 96H71V95H70ZM88 96H89V94H88ZM95 96H96V95H95ZM98 96H99V94H98ZM101 96H102V95H101ZM238 96H239V94H238ZM247 96H248V95H247ZM1 97H3V96H1ZM5 97H3V98H5ZM16 97H18V96H16ZM23 97H24V96H23ZM23 97H22V98H23ZM32 97H33V96H32ZM67 97H68V96H67ZM86 97H87V96H86ZM102 97H103V96H102ZM104 97H105V96H104ZM109 97H110V96H109ZM111 97H113V96H111ZM111 97H110V98H111ZM249 97H250V96H249ZM10 98H11V97H10ZM18 98H19V97H18ZM24 98H25V97H24ZM84 98H85V97H84ZM90 98H91V96H90ZM110 98H109V99H110ZM113 98H114V97H113ZM227 98H228V96H227ZM230 98H231V97H230ZM236 98H237V97H236ZM5 99H6V98H5ZM8 99H9V98H8ZM8 99H7V101H8ZM11 99H12V98H11ZM29 99H30V98H29ZM68 99H69V98H68ZM82 99H83V98H82ZM82 99H81V100H82ZM88 99H89V97H88ZM93 99H94V98H93ZM115 99H116L115 101H117L116 96H115ZM241 99H243V98H241ZM2 100L4 101V99H2ZM13 100L16 101L17 99H13ZM23 100H24V99H23ZM23 100L21 99V101H23ZM70 100H71V99H70ZM86 100H87V99H86ZM98 100H99V99H98ZM112 100H113V99H112ZM251 100H252V99H251ZM9 101H10V99H9ZM9 101H8V102H9ZM24 101H25V100H24ZM65 101H66V100H65ZM82 101H83V100H82ZM87 101H88V100H87ZM101 101H102V100H101ZM252 101H253V100H252ZM256 101H257V100H256ZM8 102H7V103H8ZM10 102H11V101H10ZM10 102H9V103H10ZM17 102H18V101H17ZM91 102L94 103V101H91ZM99 102H100V101H99ZM235 102H236V101H235ZM235 102H234V103H235ZM257 102H258V101H257ZM19 103H21V102H19ZM88 103H89V101H88ZM95 103H96V102H95ZM108 103H109V102H108ZM113 103H114V102H113ZM116 103H117V102H116ZM116 103H115V104H116ZM245 103H246V102H245ZM247 103H248V102H247ZM250 103H251V102H250ZM258 103H259V102H258ZM5 104H6V103H5ZM71 104H74V103L72 102ZM91 104H92V103H91ZM99 104L101 105V103H99ZM99 104H98V105H99ZM242 104H243V103H242ZM251 104H252V103H251ZM251 104H250V105H251ZM19 105H20V104H19ZM89 105H90V104H88V106H89ZM92 105H93V104H92ZM94 105H95V104H94ZM102 105H103V102H102ZM245 105H246V104H245ZM250 105H249V106H250ZM12 106H13V104H12ZM15 106H16V105H15ZM60 106H62V104H61ZM64 106H65V105H64ZM88 106H87V107H88ZM95 106H97V104H96ZM257 106H258V105H257ZM65 107H66V106H65ZM69 107H70V106H69ZM71 107H72V105H71ZM82 107H83V106H82ZM91 107H92V106H91ZM91 107H89V108H91ZM237 107H238V106H237ZM245 107H246V106H245ZM15 108H16V107H15ZM57 108H58V107H57ZM6 109H7V108H6ZM60 109H61V108H60ZM60 109H59V110H60ZM79 109H80V108H79ZM84 109L86 110V108H84ZM84 109H83V110H84ZM239 109H240V108H239ZM248 109H249V108H248ZM61 110H62V109H61ZM61 110H60V112H62ZM94 110H95V109H94ZM94 110H93V111H94ZM7 111H8V110H7ZM54 111H55V110H54ZM56 111H58V110H56ZM90 111H91V110H90ZM236 111H237V110H236ZM249 111H250V109H249ZM249 111H248V112H249ZM263 111H264V110H263ZM52 112H53V111H52ZM70 112H71V110H70ZM74 112H75V111H74ZM245 112H246V111H245ZM245 112L243 111V113H245ZM252 112H253V110H252ZM86 113H87V112H86ZM246 113H247V112H246ZM250 113H251V111H250ZM255 113H256V112H255ZM57 114H58V113H57ZM60 114H61V113H60ZM65 114H66V113H65ZM68 114H69V113H68ZM90 114H91V112H90ZM66 115H67V114H66ZM88 115H89V114H88ZM249 115H250V114H249ZM262 115H263V114H262ZM38 116H39V115H38ZM52 116H53V115H52ZM54 116H55V114H54ZM67 116H68V115H67ZM74 116H75V115H74ZM74 116H73L72 120L74 119ZM77 116H78V115H77ZM81 116H82V115H81ZM84 116H87V115L85 114ZM244 116H245V115H244ZM246 116H247V115H246ZM254 116H255V115H254ZM260 116H261V115H260ZM58 117H59V116H58ZM82 117H83V116H82ZM87 117H88V116H87ZM89 117H90V115H89ZM89 117H88V119H89ZM248 117H250V116H248ZM251 117H252V116H251ZM255 117H256V116H255ZM33 118H34V117H33ZM51 118H53V117H51ZM83 118H84V117H83ZM246 118H247V117H245V119H246ZM256 118H258V117H256ZM17 119H18V118H17ZM53 119H55V118H53ZM66 119H67V118H66ZM79 119H80V118H79ZM79 119H78V120H79ZM85 119H87V118L85 117ZM241 119H242V118H241ZM263 119H264V118H263ZM63 120H64V119H62V121H63ZM68 120H69V119H68ZM76 120H77V119H76ZM17 121H18V120H17ZM17 121H16V122H17ZM69 121H70V120H69ZM88 121H89V120H88ZM73 122H75V121H73ZM3 123H4V122H3ZM70 123H71V122H70ZM248 123H249V121H248ZM248 123H246V124H248ZM263 123H264V122H263ZM14 124H15V123H14ZM18 124H19V123H18ZM65 124H66V123H65ZM65 124H64V125H65ZM72 124H73V123H72ZM88 124H89V126H91L90 123H88ZM88 124H87V125H88ZM249 124H250V123H249ZM64 125H63V126H64ZM66 125H67V124H66ZM70 125H71V124H70ZM258 125H259V124H258ZM60 126H61V124H60ZM67 126H68V125H67ZM67 126H65V127H67ZM79 126H80V125H79ZM89 126H88V127H89ZM68 127H69V126H68ZM75 127H76V124H75L74 128H75ZM240 127H241V125H240ZM248 127H250V125H249ZM36 128H37V127H36ZM45 128H46V127H45ZM71 128H73V127H71ZM241 128H242V127H241ZM25 129H26V128H25ZM27 129H28V128H27ZM64 129H65V128H64ZM64 129H63V130H64ZM68 129H70V128H68ZM91 130H92V129H91ZM249 130H250V129H249ZM257 130H258V129H257ZM98 131H99V130H98ZM243 131H244V130H243ZM241 132H242V131H241ZM254 132L256 133V131H254ZM40 133H41V132H40ZM85 133H86V132H85ZM92 133H93V132H92ZM95 133H97V132H95ZM95 133H94L93 136H95ZM98 133H99V132H98ZM8 135H9V134H8ZM98 135H99V134H98ZM245 135H247V134H245ZM263 135H264V134H263ZM2 136H3V135H2ZM10 136H11V135H10ZM52 136H53V135H52ZM103 136H104V134H103ZM107 136H108V135H107ZM247 136H248V135H247ZM96 137H97V136H96ZM100 137H101V133H100ZM250 137H251V136H250ZM262 137H263V136H262ZM97 138H98V137H97ZM106 138H107V137H106ZM109 138H111V137H109ZM104 139H105V138H104ZM104 139H103V140H104ZM107 139H108V138H107ZM238 139H239V138H238ZM257 139H258V138H257ZM259 139H261V138L259 137ZM259 139H258V140H259ZM263 139H264V138H263ZM263 139H262V140H263ZM5 140H6V139H5ZM23 140H24V139H23ZM85 140H86V139H85ZM103 140H102V141H103ZM110 140H111V139H110ZM246 140H247V139H246ZM99 141H101V140L99 139ZM99 141H98V142H99ZM104 141H105V140H104ZM239 141H240V139H239ZM249 141H251V140H249ZM259 141H260V140H259ZM93 142H94V141H93ZM106 142H107V141H106ZM237 142H238V140H237ZM76 143H77V142H76ZM91 143H92V142H91ZM104 143H105V142H104ZM104 143H103V146L105 145ZM250 143H251V142H250ZM257 143H258V142H257ZM85 144H86V142H85ZM85 144H83V145H85ZM96 144H97V143H95V145H96ZM98 144H99V143H98ZM69 145H70V144H69ZM92 145H93V144H92ZM242 145H243V144H242ZM252 145H253V144H252ZM260 145H261V143L259 142V147H260ZM87 146H88V145H87ZM99 146H101V145H99ZM236 146H238V145L236 144ZM254 146H255V145H254ZM256 146H258V145L256 144ZM261 146H263V145H261ZM68 147H69V146H68ZM79 147H80V146H79ZM240 147H241V145H240ZM91 148H92V147H91ZM105 148H106V147H105ZM121 148H122V147H121ZM236 148H239V147H236ZM243 148H244V147H243ZM243 148H242V149H243ZM106 149H108V148H106ZM239 149H240V148H239ZM91 150H92V149H91ZM110 150H111V149H110ZM237 150H238V149H237ZM240 150H241V149H240ZM86 151H87V150H86ZM104 151H105V150H104ZM249 151H250V150H249ZM251 151H252V149H251ZM262 151H263V150H262ZM115 152H116V151H115ZM122 152H123V151H122ZM241 152H242V151H241ZM255 152H257V151H255ZM72 153H73V152H72ZM123 153H124V152H123ZM238 153H239V150H238ZM242 153H243V152H242ZM251 153H252V152H251ZM258 153H259V152H258ZM262 153H263V152H262ZM129 154H130V153H129ZM236 154H237V153H236ZM246 154H247V153H246ZM0 155H1V154H0ZM261 155H263V154H261ZM131 156H132V155H131ZM137 156H138V155H137ZM153 156H154V155H153ZM160 156H161V155H160ZM235 156H236V155H235ZM248 156H249V155H248ZM253 156H254V155H253ZM259 156H260V155H259ZM72 157H74V155H73ZM129 157H130V156H129ZM134 157L136 158V156H134ZM139 157H140V156H139ZM154 157H155V156H154ZM238 157H239V156H238ZM242 157H243V156H242ZM256 157H257V155H256ZM85 158H86V157H85ZM118 158H119V157H118ZM149 158H150V157H149ZM160 158L162 159L163 157H160ZM171 158H172V157H171ZM247 158H248V157H247ZM127 159H128V158H127ZM132 159H133V158H132ZM137 159H140V158H137ZM154 159H155V158H154ZM154 159H153V162H154ZM156 159H157V158H156ZM161 159H160V160H161ZM163 159H164V158H163ZM188 159L190 160V159H193V158H188ZM239 159H240V157H239ZM251 159H252V158H251ZM261 159H262V158H261ZM261 159H260V160H261ZM90 160H91V159H90ZM119 160H120V159H119ZM128 160H130V159H128ZM140 160H141V159H140ZM147 160H148V159H147ZM160 160L158 161V163L160 162ZM166 160H168V159H166ZM166 160H165V161H166ZM174 160H175V159H174ZM176 160H178V159H176ZM240 160H241V159H240ZM240 160H239V163H240ZM247 160H248V159H247ZM247 160H246V161H247ZM155 161H156V160H155ZM170 161H171V160H169V162H170ZM181 161H183V160H181ZM184 161H186V160H184ZM235 161H237V160H236V157H235ZM252 161H254V160L252 159ZM87 162H88V161H87ZM115 162H116V161H115ZM141 162H142V161H141ZM156 162H157V161H156ZM161 162H162V161H161ZM173 162H174V161H173ZM178 162H179V161H178ZM193 162H195V159L193 160ZM199 162H200V161H199ZM248 162H249V161H248ZM255 162H256V161H255ZM151 163H152V162H151ZM164 163H165V162H164ZM166 163H167V161H166ZM166 163H165V164H166ZM195 163H196V162H195ZM234 163H235V162H234ZM234 163H233V164H234ZM256 163H257V162H256ZM256 163H255V164H256ZM53 164H54V163H53ZM127 164H128V163H127ZM127 164H126V165H127ZM137 164H139V163H137ZM159 164H161V163H159ZM168 164H169V163H168ZM168 164H167V165H168ZM181 164H182V163H181ZM183 164H185V163H183ZM199 164H200V163H199ZM206 164H207V163H206ZM231 164H232V163H231ZM115 165H116V164H115ZM115 165H114V166H115ZM129 165H130V166H128V165H127V166H128V167H132L131 163H129ZM175 165H176V164H175ZM194 165H195V164H194ZM194 165H192V166H193V169L195 170ZM196 165H198V164H196ZM215 165H216V163H215ZM215 165H214V166H215ZM222 165H223V164H222ZM134 166H135V165H134ZM140 166H141V165H140ZM152 166H153V165H152ZM154 166H155V165H154ZM159 166H160V165H159ZM162 166H163V165H162ZM165 166H166V165H165ZM168 166H169V165H168ZM173 166H174V165H173ZM181 166H182V165H181ZM208 166H209V168H210V165H208ZM212 166H213V164H212ZM233 166H234V165H233ZM233 166H232V167H233ZM235 166H237V165H235ZM249 166H250V165H249ZM255 166H256V165H255ZM143 167H144V166H143ZM160 167H161V166H160ZM163 167H164V166H163ZM170 167H171V166H169V168H170ZM185 167H188V166H185ZM185 167H184V168H185ZM196 167H198V166H196ZM199 167H200V166H199ZM218 167L220 168L219 164H218ZM223 167H224V166H223ZM246 167H248V166H246ZM114 168H116V166H115ZM123 168H124V167H123ZM155 168H156V167H155ZM184 168H183V169H184ZM190 168H191V167H190ZM200 168H201V167H200ZM200 168H199V169H200ZM207 168H208V167H206V171H207ZM211 168H212V167H211ZM214 168L216 169V166H215ZM219 168H218V169H219ZM230 168H231V167H230ZM238 168H239V167H238ZM243 168H244V167H243ZM249 168H250V167H249ZM127 169H128V168H127ZM133 169H134V168H133ZM150 169H151V168H150ZM152 169H153V168H152ZM161 169H164V168H161ZM186 169H188V168H186ZM197 169H198V168H197ZM215 169H213V170H215ZM231 169H232V168H231ZM246 169H248V168H246ZM104 170H105V169H104ZM111 170H112V169H111ZM191 170H192V168H191ZM200 170H201V169H200ZM220 170H222V168H221ZM223 170H224V169H223ZM235 170H236V169H234V171H235ZM237 170H238V169H237ZM248 170H249V169H248ZM35 171H36V170H35ZM124 171L126 172V169H124ZM128 171H129V172H128L127 174L130 173V170H129V169H128ZM148 171H149V169H148ZM157 171H158V170H157ZM157 171H156V172H157ZM209 171L211 172L210 169H209ZM209 171H208V172H209ZM102 172H104V171H102ZM121 172H123L122 169H121ZM121 172H120V173H121ZM139 172H140V171H139ZM145 172H146V171H145ZM158 172H160V171H158ZM183 172H184V170H183ZM186 172H187V171H186ZM191 172H192V171H191ZM197 172H198V171H197ZM199 172H202V171H199ZM204 172H205V170H204ZM204 172H203V173H204ZM216 172H217V171H216ZM216 172H215V174H216ZM232 172H233V171H232ZM237 172H239V171H237ZM241 172H242V170H241ZM247 172H248V171H247ZM94 173H95V172H94ZM135 173H136V171H135ZM153 173H154V172H153ZM162 173H163V171H162ZM173 173H174V172H173ZM184 173H185V172H184ZM193 173H194V172H193ZM203 173H201V174H203ZM205 173H206V172H205ZM205 173H204V174H205ZM219 173H220V172H219ZM223 173H224V172H223ZM223 173L221 172L220 174L225 175V174H223ZM239 173H240V172H239ZM68 174H69V173H68ZM125 174H126V173H125ZM127 174H126V175H127ZM130 174H131V173H130ZM130 174H129V175H130ZM163 174H164L163 176H165L166 173H163ZM187 174H188V172H187ZM231 174H232V173H231ZM236 174H237V173H236ZM246 174H247V173H246ZM248 174H250V173H248ZM106 175H107V174H104L105 177H106ZM122 175H123V173H122ZM129 175H128L127 177H130ZM171 175H173V174H171ZM175 175H176V174H175ZM196 175H197V174H196ZM210 175H211V176H209V177L212 178V177H213V174H210ZM250 175H251V174H250ZM3 176H4V175H3ZM108 176H109V175H108ZM113 176H114V175H113ZM131 176H133V175H131ZM138 176H139V175H138ZM186 176H188V175H186ZM186 176H185V177L182 176V177H184L185 180H186ZM205 176H207V175L205 174ZM120 177L122 178V176H120ZM125 177H126V176H125ZM125 177H124V178H125ZM127 177H126V179H127ZM139 177H140V176H139ZM139 177H138V179H139ZM152 177H153V176H152ZM152 177H151L150 179H152ZM155 177H156V176H155ZM158 177H159V175H158ZM160 177H161V176H160ZM175 177H176V176H175ZM175 177H173L174 180H176ZM198 177H199V176H197V179H199ZM202 177H203V176H202ZM218 177H219V176H218ZM220 177H221V176H220ZM225 177H226V176H225ZM229 177H231V176H229ZM229 177H228V178H229ZM235 177H236V176H235ZM237 177H238V176H237ZM260 177H261V176H260ZM84 178H85V177H84ZM84 178H83V179H84ZM100 178H101V177H100ZM107 178H108V177H107ZM107 178H106V182H108V180H111V179H109V178H108V180H107ZM115 178H116V176H115ZM121 178H120V179H121ZM136 178H137V176H136ZM146 178H147V177H146ZM164 178L166 179V176H165ZM177 178H178V177H177ZM192 178H193V177H192ZM194 178H195V177H194ZM194 178H193V179H194ZM205 178H206V177H205ZM207 178H208V176H207ZM207 178H206L205 180H207ZM211 178H209V179H211ZM215 178H217V177H215ZM226 178H227V177H226ZM57 179H58V178H57ZM90 179H91V178H90ZM131 179H132V177H131ZM138 179H137V181H138ZM190 179H191V178H190ZM190 179H189V180H190ZM197 179H196V180H197ZM200 179H201V178H200ZM200 179H199V181H200ZM209 179H208V180H209ZM223 179H224V178H223ZM231 179H232V178H231ZM246 179H247V177H246ZM77 180H78V179H77ZM116 180H117V179H115L114 181H116ZM213 180H214V178L212 179V181H213ZM215 180H216V179H215ZM96 181H97V180L93 181L94 184H95ZM101 181H102V180H101ZM117 181H119V180H117ZM132 181H133V180H132ZM155 181H156V180H155ZM166 181H167V180H166ZM176 181H178V180H176ZM181 181H182V180H181ZM181 181H180V182H181ZM183 181H184V179H183ZM212 181H211V182H212ZM228 181H229V179H228ZM241 181H242V182H241ZM241 181L239 180V182H241V184L243 185V180H241ZM245 181H246V180H245ZM248 181H249V180H248ZM86 182H88V181L86 180L84 183H86ZM111 182H112V183H109V184H113V181H111ZM120 182H122V181H119L118 183L121 184ZM126 182H128V181H126ZM126 182H125V184H127ZM163 182H164V181H163ZM168 182H169V181H168ZM216 182H217V181H216ZM216 182H215V183H216ZM223 182H224V181H223ZM226 182H227V181H226ZM226 182H224V184H225ZM230 182H231V181H230ZM76 183H77V182H76ZM98 183H99V182H98ZM98 183H97V184H98ZM100 183H101V182H100ZM114 183H115V182H114ZM128 183H129V182H128ZM175 183H176V182H175ZM182 183H183V182H182ZM182 183H181V185H185V184H182ZM190 183H191V182H190ZM208 183H209V182H208ZM213 183H214V181H213ZM221 183H222V182H221ZM246 183H247V181H246ZM58 184H59V183H58ZM91 184H92V182H91ZM152 184H153V182H152ZM152 184H151V185H152ZM166 184H167V182H166ZM166 184H164V185H166ZM179 184H180V183H179ZM186 184H187V182H186ZM188 184H189V182H188ZM201 184H202V183H201ZM238 184H239V183H238ZM247 184H248V183H247ZM54 185H55V184H54ZM84 185H85V184H84ZM122 185H123V184H122ZM128 185H131V184H128ZM133 185H134V184H133ZM156 185H157V184H156ZM172 185H173V184H172ZM196 185H197V184H196ZM196 185H195V186H196ZM199 185H200V184H199ZM203 185H204V184H203ZM207 185H208V184H207ZM210 185H213V184H210ZM229 185H230V184H229ZM229 185H228V186H229ZM233 185H234V184H233ZM55 186L57 187V185H55ZM65 186H66V185H65ZM87 186L90 187V188H92V187H91L92 185H91V186L87 185ZM98 186H99V185H98ZM109 186H110L109 188H112V187H111L112 185H109ZM139 186H140V185H139ZM139 186H138V187H139ZM157 186H159V184H158ZM176 186H177V185H176ZM186 186H187V185H186ZM215 186H216V185H215ZM224 186H225V185H224ZM224 186H223V187H224ZM226 186H227V183H226ZM226 186H225L224 188H226ZM234 186H235V185H234ZM70 187H71V186H70ZM93 187H94V186H93ZM96 187H97V186H96ZM113 187H114V186H113ZM115 187L117 188V186H115ZM115 187H114V188H115ZM171 187H172V186H171ZM171 187H170V188H171ZM173 187H175V186H173ZM178 187H179V186H178ZM192 187H193V185H192ZM201 187H202V186H201ZM201 187L199 186L198 188H200V190L206 191V190H204V189L201 188ZM205 187H206V185L204 186V188H205ZM241 187H243V186H241ZM244 187H245V185H244ZM90 188H89V189H90ZM107 188H108V186H107ZM109 188H108V189H109ZM132 188H133V187H132ZM134 188H135V187H134ZM145 188H146V187H145ZM170 188H169V189H170ZM176 188H177V187H176ZM190 188H191V187H190ZM196 188H197V187H196ZM207 188H208V187H207ZM210 188L212 189V186H210ZM215 188H216V187H215ZM221 188H222V187H221V185H220V189H221ZM227 188H228V187H227ZM230 188H231V186H230ZM233 188H234V187H233ZM59 189H61V188H59ZM89 189H87V190H89ZM128 189H129V187H128ZM148 189H150V188H148ZM162 189H163V188H162ZM164 189H165V188H164ZM166 189H167V188H166ZM191 189H192V188H191ZM255 189H256V188H255ZM92 190H94V189H92ZM110 190H111V189H110ZM115 190H116V189H114V191H115ZM144 190H145V189H144ZM150 190H152V189H150ZM167 190H168V189H167ZM213 190H214V189H213ZM107 191H108V190H107ZM111 191H112V190H111ZM174 191H175V189H174ZM177 191H179V190L177 189L176 192H177ZM133 192H134V191H133ZM145 192H146V191H145ZM145 192H144V193H145ZM165 192H166V190H165ZM167 192H168V191H167ZM112 193H113V192H112ZM126 193H127V192H126ZM128 193L130 194L129 191H128ZM134 193H135V192H134ZM134 193H133V194H134ZM136 193H137V192H136ZM147 193H150V191L148 190ZM152 193H153V192H152ZM152 193H150V196H151ZM190 193H192V192H190ZM190 193H189V194H190ZM193 193H195V192H193ZM207 193H208V191H207ZM248 193H249V192H248ZM250 193H251V191H250ZM110 194H111V193H110ZM129 194H128V195H129ZM133 194L130 195V197H131V196L134 197L135 194H134V195H133ZM138 194H139V193H138ZM164 194H165V193H164ZM178 194H180V193H178ZM232 194H233V193H232ZM251 194H252V193H251ZM162 195H163V194H162ZM168 195H169V194H168ZM168 195H167V196H168ZM171 195H173V194H171ZM180 195H181V194H180ZM190 195H191V194H190ZM193 195H194V194H193ZM196 195H197V193H196ZM198 195H200V194H198ZM211 195H212V194H211ZM211 195H209V197H210ZM123 196H124V195H123ZM135 196H136V195H135ZM140 196H141V197H142V196H144V197H145V196L148 197L147 195H140ZM177 196H178V195H177ZM184 196H185V195H184ZM201 196H202V195H201ZM241 196H242V195H241ZM241 196H240V197H241ZM255 196H256V195H255ZM126 197H127V196H126ZM144 197H143V198H144ZM151 197H152V196H151ZM190 197H192V196H190ZM190 197H188V198H190ZM211 197H213V196H211ZM220 197H221V196H220ZM238 197H239V196H238ZM242 197H243V196H242ZM247 197H248V196H247ZM74 198H75V197H74ZM148 198H149V197H148ZM222 198H223V197H222ZM254 198H255V197H254ZM254 198H253V203H255L254 200L256 199V198H255V199H254ZM64 199H65V198H64ZM91 199H93V198H91ZM99 199H100V198H99ZM135 199H136V198H135ZM135 199H133V200H135ZM144 199H146V198H144ZM165 199H166V198H165ZM168 199H169V198H168ZM182 199H183V198H182ZM213 199H214V197H213ZM216 199H217V197H216ZM251 199H252V198H251ZM258 199H259V198H258ZM56 200H57V199H56ZM76 200H77V199H76ZM106 200H108V199H106ZM106 200H105V201H106ZM117 200H118V199H117ZM191 200H192V198H191ZM194 200H195V198H194ZM196 200H197V198H196ZM198 200H199V199H198ZM203 200H204V199H203ZM208 200H209V199H207V201H208ZM222 200H223V199H222ZM256 200H257V199H256ZM101 201H102V200H101ZM139 201H140V199H139ZM142 201H144V200L142 199ZM167 201H168V200H167ZM187 201H188V200H187ZM192 201H193V200H192ZM192 201H191V202H192ZM199 201H200V200H199ZM199 201H198V202H199ZM214 201H215V200H214ZM71 202H72V201H71ZM116 202H117V201H116ZM120 202H122V199L120 200ZM134 202H135V201H134ZM136 202H138V201H136ZM203 202H204V201H203ZM208 202H210V201H208ZM208 202H207V203H208ZM211 202H212V200H211ZM256 202H257V201H256ZM261 202H262V201H261ZM261 202H260V203H261ZM263 202H264V201H263ZM89 203H90V202H89ZM103 203H104V202H103ZM105 203H106V202H105ZM105 203H104V204H105ZM127 203L129 204V201H127ZM132 203H133V202H132ZM142 203H144V202H142ZM162 203H163V202H162ZM166 203H167V202H166ZM192 203H193V202H192ZM192 203H191V204H192ZM204 203H205V202H204ZM246 203L248 204L247 201H246ZM258 203H259V202H258ZM66 204H67V203H66ZM119 204H120V203H119ZM121 204H122V203H121ZM196 204H197V202H196ZM202 204H203V203H202ZM212 204H213V203H212ZM218 204H219V203H218ZM247 204H246V205H247ZM256 204H257V203H256ZM67 205H68V204H67ZM80 205H81V204H80ZM100 205H101V204H100ZM102 205H103V204H102ZM102 205H101V206H102ZM117 205H118V204H117ZM117 205H116V207H117ZM129 205H130V204H129ZM129 205H128V206H129ZM133 205H134V204H133ZM169 205H170V204H169ZM198 205H199V204H198ZM207 205H209V204H207ZM213 205H214V204H213ZM213 205H212V206H213ZM242 205H243V204H242ZM257 205H260V204H257ZM94 206H96V205L94 204ZM97 206H99V205H97ZM118 206L120 207V205H118ZM144 206H145V204H144ZM189 206H190V205H189ZM193 206H194V203H193ZM193 206H192V207H193ZM202 206H203V205H202ZM220 206H221V204H220ZM223 206H224V205H223ZM262 206H263V205H262ZM262 206H261V207H262ZM64 207H65V206H64ZM67 207H68V206H67ZM71 207H72V206H71ZM85 207H86V206H85ZM121 207H122V206H121ZM129 207H130V206H129ZM129 207H128V208H129ZM132 207H133V206H132ZM142 207H143V206H142ZM176 207H177V206H176ZM203 207H204V206H203ZM205 207H206V206H205ZM207 207H208V206H207ZM244 207H245V206H244ZM254 207H256V206H254ZM259 207H260V206H259ZM0 208H1V207H0ZM74 208H75V207H74ZM90 208H91V207H90ZM125 208H127V207H125ZM140 208H141V206H140ZM140 208H139V209H140ZM179 208H181V207H179ZM195 208H196V206H195ZM213 208H214V207H213ZM95 209H96V208H95ZM95 209H94V210H95ZM102 209H103V208H102ZM117 209H118V207H117ZM119 209H120V208H119ZM122 209H123V208H121V210H122ZM130 209H131V207H130ZM133 209H134V208H133ZM182 209H183V208H182ZM196 209H198V208H196ZM200 209H201V208H200ZM209 209H210V208H209ZM216 209H217V208H216ZM229 209H230V208H229ZM244 209H245V208H244ZM258 209H259V208H258ZM260 209H261V208H260ZM163 210H164V209H163ZM189 210H190V209H189ZM204 210H205V209H204ZM261 210L263 211V209H261ZM62 211H63V210H62ZM84 211H85V210H84ZM118 211L121 212L120 210H118ZM126 211H127V210H126ZM201 211H202V210H201ZM201 211H200V212H201ZM212 211H213V210H212ZM258 211H259V210H258ZM258 211H257V212H258ZM262 211H260V212H262ZM75 212H76V211H75ZM78 212H79V211H78ZM90 212H91V210H90ZM96 212H98V211H95V213H96ZM104 212H106V210H105ZM122 212H123V211H122ZM122 212H121V213H122ZM130 212H132V210H131ZM130 212L128 211V213H130ZM174 212H175V211H174ZM205 212H206V210H205ZM121 213H120V216H122ZM162 213H163V212H162ZM197 213H198V210H197ZM237 213H238V212H237ZM244 213H245V212H244ZM90 214H91V213H90ZM92 214H93V213H92ZM118 214H119V213H118ZM123 214H124V213H123ZM94 215H95V214H94ZM96 215H97V214H96ZM115 215H116V214H115ZM129 215H130V214H129ZM97 216H98V215H97ZM99 216H100V215H99ZM110 216H111V215H110ZM206 216H207V215H206ZM81 217H82V216H81ZM112 217H114V216H112ZM117 217H118V216H117ZM124 217H125V215H124ZM124 217H123V220L126 221ZM176 217H177V216H176ZM182 217H183V216H182ZM83 218H84V217H83ZM115 218H116V217H115ZM120 218H121V217H120ZM205 218H206V217H205ZM225 218H226V217H225ZM221 219H222V218H221ZM82 220H83V219H82ZM177 220H178V219H177ZM195 220H196V219H195ZM197 220H198V219H197ZM197 220H196V221H197ZM118 221H120V220H118ZM118 221H117V225L119 224ZM124 221H123V222H124ZM63 222H64V221H63ZM89 222H90V221H89ZM123 222H122V223H123ZM144 222H145V221H144ZM168 222H169V221H168ZM81 223H82V222H81ZM124 223H125V222H124ZM124 223H123V224H124ZM84 224H86V223H84ZM153 224H154V223H153ZM162 224H163V223H162ZM184 224H185V223H184ZM92 225H93V224H92ZM111 225H112V224H111ZM111 225H110V226H111ZM117 225H116V226H117ZM121 225H122V224H121ZM164 225H165V224H164ZM116 226H114V227H116ZM183 226H185V225H183ZM186 226H187V225H186ZM106 227H107V226H106ZM187 227H188V226H187ZM222 227H223V226H222ZM224 227H225V226H224ZM95 228H96V227H95ZM161 228H162V227H161ZM167 228H169V227H167ZM138 229H139V228H138ZM187 229H188V228H187ZM190 229H191V228H190ZM139 230H140V229H139ZM155 230H156V229H155ZM165 230H166V228H165ZM188 230H189V229H188ZM166 231H167V230H166ZM174 231H175V230H174ZM169 233H170V232H169ZM174 233H175V232H174ZM176 233H180V235H181L180 230H179V232H176ZM202 233H203V232H202ZM104 234H105V233H104ZM137 234L139 235V233H137ZM140 234H141V233H140ZM172 234H173V233H172ZM138 235H137V236H138ZM134 236H135V235H134ZM142 236H143V234H142ZM177 236H178V235H177ZM118 237H119V236H118ZM146 237H149V236L146 235ZM150 237H151V236H150ZM164 237H165V235H164ZM167 237H168V236H167ZM183 237H184V236H183ZM185 237H186V236H185ZM120 238L122 239V236H121ZM132 238H133V237H132ZM137 238H138V237H137ZM141 238H143V237H141ZM141 238H139V239H140V240H143V239H141ZM158 238H159V237H158ZM169 238H170V237H169ZM169 238H168V239H169ZM180 238H181V237H180ZM180 238H179V240H180ZM129 239H130V237H129ZM148 239H149V238H148ZM151 239H152V238H151ZM153 239H154V238H153ZM115 240H117V239H115ZM144 240H145V238H144ZM173 240H174V238H173ZM179 240H178V241H179ZM205 240H206V239H205ZM128 241H129V240H128ZM130 241H134V240H130ZM138 241H139V240H138ZM154 241H155V240H154ZM158 241H159V240H158ZM161 241H162V240H161ZM65 242H66V241H65ZM102 242H103V241H102ZM126 242H127V239H126ZM134 242H135V241H134ZM170 242H171V241H169V244H170ZM172 242H173V241H172ZM174 242H175V240H174ZM179 242H180V241H179ZM112 243H114V241H112L111 244H112ZM167 243H168V242H167ZM95 244H96V242H95ZM173 245H174V244H173ZM173 245H172V247H173ZM180 245H181V244H180ZM143 246H145V245H143ZM176 246H177V245H176ZM184 246H185V245H184ZM109 247H110V245H109ZM140 247H142V245H141ZM169 247H170V246H169ZM174 247H175V246H174ZM179 248H180V246H179ZM189 248H190V247H189ZM107 249H108V248H107ZM173 249H174V248H173ZM149 250H150V249H149ZM160 250H161V249H160ZM160 250H159V251H160ZM163 250H164V249H163ZM174 250H175V249H174ZM34 251H35V250H34ZM105 251H106V250H105ZM116 251H117V250H116ZM249 251H250V250H249ZM257 251H258V250H257ZM259 251H260V250H259ZM106 252H107V253H106ZM106 252H104V254H105V253H106V254L109 253V255H110V251H109V252L106 251ZM118 252H119V251H118ZM137 252H138V251H137ZM144 252H145V251H144ZM152 252H154V251H152ZM155 252H157V251H155ZM124 253H125V252H124ZM130 253H131V252H130ZM158 253H159V252H158ZM160 253H161V251H160ZM190 253H191V252H190ZM218 253H219V252H218ZM246 253H247V252H246ZM254 253H255V252H254ZM102 254H103V252H102ZM122 254H123V253H122ZM171 254H172V253H171ZM243 254H244V253H243ZM248 254H249V253H248ZM123 255H124V254H123ZM126 255H127V254H126ZM144 255H145V254H144ZM147 255H148V254H147ZM173 255H174V254H173ZM183 255H184V254H183ZM211 255H212V254H211ZM105 256H106V255H105ZM131 256H133V255H131ZM167 256H168V255H167ZM169 256H170V255H169ZM174 256H175V255H174ZM205 256H206V254L204 255V257H205ZM220 256H221V255H220ZM223 256H224V255H223ZM247 256H248V255H247ZM255 256H256V255H255ZM118 257H119V256H118ZM120 257H122V256H120ZM123 257H125V256H123ZM123 257H122V259H123ZM126 257L129 258V256H126ZM143 257H144V256H143ZM210 257H211V256H210ZM213 257H214V256H213ZM224 257H225V256H224ZM232 257H233V256H232ZM245 257H246V256H245ZM253 257H254V256H253ZM106 258H107V257H106ZM128 258H127L125 261L129 260ZM134 258H135V257H134ZM162 258H163V255H162ZM164 258H165V257H164ZM164 258H163V259H164ZM219 258H220V257H219ZM219 258H218V259H219ZM221 258H222V257H221ZM221 258H220V259H221ZM229 258H230V257H229ZM240 258H241V256H240ZM110 259H111V257L109 256V260H110ZM140 259H141V258H139V263H140ZM148 259H149V258H148ZM152 259H154V258H152ZM166 259H167V257H166ZM213 259H214V258H213ZM252 259H253V258H252ZM109 260H108V261H109ZM119 260H120V259H119ZM130 260H131V259H130ZM136 260H137V259H136ZM156 260H157V259H155L154 261H156ZM160 260H161V259H160ZM199 260H200V258H199ZM207 260H208V259H207ZM210 260H211V259H210ZM214 260H215V259H214ZM221 260H222V259H221ZM229 260H230V259H228V261H229ZM253 260H254V259H253ZM257 260H258V259H257ZM48 261H49V260H48ZM110 261H112V260H110ZM142 261H143V260H142ZM142 261H141V262H142ZM144 261H145V259H144ZM144 261H143V262H144ZM154 261L151 260L150 263H151V262H154ZM197 261H198V260H197ZM222 261H223V260H222ZM226 261H227V260H226ZM246 261H247V260H246ZM249 261H250V260H249ZM258 261H259V260H258ZM262 261H263V260H262ZM114 262H115V261H114ZM132 262H133V261H132ZM134 262H136V261L134 260ZM137 262H138V261H137ZM137 262H136V263H137ZM148 262H149V261H148ZM157 262H158V260H157ZM157 262H156V264H157ZM159 262H161V261H159ZM159 262H158V264H159ZM169 262H170V261H169ZM194 262H195V261H194ZM201 262H202V261H200V264H201ZM208 262H211V261H208ZM231 262H233V261H231ZM236 262H237V261H236ZM243 262H244V261H243ZM260 262H261V261H260ZM128 263H129V261H128ZM128 263H127V264H128ZM136 263H135V264H136ZM144 263L146 264V262H144ZM163 263H164V261H163ZM188 263H189V262H188ZM227 263H229V262H227ZM234 263H235V262H234ZM248 263H249V262H248ZM252 263H253V262H252ZM261 263H262V262H261ZM125 264H126V263H125ZM129 264H130V263H129ZM142 264H143V263H142ZM161 264H162V263H161ZM164 264H165V263H164ZM167 264H168V263H167ZM182 264H183V263H182ZM186 264H187V263H186ZM224 264H225V263H224ZM232 264H233V263H232ZM240 264H242V263H240ZM244 264H245V263H244ZM253 264H254V263H253Z\"/></svg>",
    "mask_w": 264,
    "mask_h": 264
}]
</instances>
